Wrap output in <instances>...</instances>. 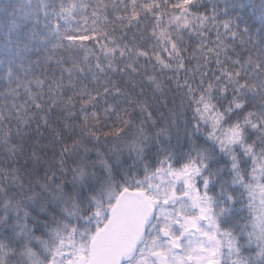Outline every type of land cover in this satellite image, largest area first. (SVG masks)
Returning <instances> with one entry per match:
<instances>
[{
    "label": "snow or ice",
    "instance_id": "obj_1",
    "mask_svg": "<svg viewBox=\"0 0 264 264\" xmlns=\"http://www.w3.org/2000/svg\"><path fill=\"white\" fill-rule=\"evenodd\" d=\"M0 264H264V0H0Z\"/></svg>",
    "mask_w": 264,
    "mask_h": 264
}]
</instances>
